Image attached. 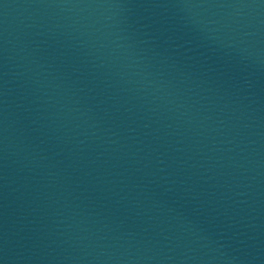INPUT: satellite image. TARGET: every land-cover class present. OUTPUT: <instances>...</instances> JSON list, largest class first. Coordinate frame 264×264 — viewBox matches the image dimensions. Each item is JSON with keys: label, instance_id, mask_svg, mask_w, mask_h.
Wrapping results in <instances>:
<instances>
[{"label": "water", "instance_id": "obj_1", "mask_svg": "<svg viewBox=\"0 0 264 264\" xmlns=\"http://www.w3.org/2000/svg\"><path fill=\"white\" fill-rule=\"evenodd\" d=\"M0 264H264V0H0Z\"/></svg>", "mask_w": 264, "mask_h": 264}]
</instances>
